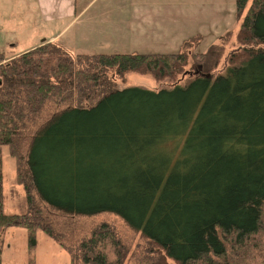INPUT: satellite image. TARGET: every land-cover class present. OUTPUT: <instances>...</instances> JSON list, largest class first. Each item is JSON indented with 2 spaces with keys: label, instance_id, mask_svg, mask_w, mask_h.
I'll list each match as a JSON object with an SVG mask.
<instances>
[{
  "label": "trees",
  "instance_id": "trees-1",
  "mask_svg": "<svg viewBox=\"0 0 264 264\" xmlns=\"http://www.w3.org/2000/svg\"><path fill=\"white\" fill-rule=\"evenodd\" d=\"M235 8L238 47L218 73L230 33L205 53L192 52L200 36L171 54L71 56L58 43L1 53L0 150L27 202L4 213L0 156V231L23 227L32 246L41 229L69 264H123L108 225L69 244L44 206L118 218L158 254L149 264H264V0ZM130 72L186 80L117 89L112 76Z\"/></svg>",
  "mask_w": 264,
  "mask_h": 264
},
{
  "label": "rangeland",
  "instance_id": "rangeland-1",
  "mask_svg": "<svg viewBox=\"0 0 264 264\" xmlns=\"http://www.w3.org/2000/svg\"><path fill=\"white\" fill-rule=\"evenodd\" d=\"M122 3V0H101L95 6L94 12L107 10L116 25L117 16H119L120 13L125 14L123 12L125 5ZM194 3H197V0H192L190 2V4ZM203 3L204 6L201 7H203L204 11H202V13L204 14L201 21L197 20L199 16L195 15L196 12L193 10L197 9L194 7L198 5L185 6L178 4V6H176L178 9L177 13L180 15H177L180 26L178 29L180 33L179 37L182 35H190V37H192L201 34V40L194 46L192 52L205 53L211 46L220 44L225 36L230 33L231 36L224 46L223 58L216 69L218 73L224 69L228 55L238 47L236 34L240 27L241 20L236 18L235 0H204ZM173 7L175 6H166L165 4L159 6L160 10L165 13ZM190 9L193 11L191 12ZM165 13H163V16L166 15ZM181 16H184V19H181ZM164 24L166 25V22H164ZM165 25L161 26L160 24L163 32H166L167 29H165ZM116 32L118 31L114 26V33ZM165 36L166 35H164L162 39L151 37L138 39L135 36H131L128 38L130 41H128V45L125 46L126 49H123L125 47H121L120 52H124V54H131L133 52L139 54L177 53L180 48L177 47L178 43L174 40L169 41ZM186 39H184V41ZM118 50L117 52H119ZM88 52L89 53L85 54H93L95 51ZM99 52H104V50L96 51V53ZM68 54L74 56L73 53ZM76 54H79V52H76ZM191 62L190 60L189 63ZM187 70H189V66H187L186 71ZM181 78L182 75L178 76L176 80H171L169 78L156 80L151 75H142L135 72L125 74L122 79L112 76L113 85L117 89L139 87L151 91L168 89L177 83L182 84L186 80V77H183L182 80ZM0 156L2 161L3 211L5 214H20L22 212V206L26 201V193L23 187L17 184L16 163L14 159L10 157L7 147L1 148ZM39 207H41V205ZM39 210L45 222L50 223L55 232L61 233L65 241L69 244L88 237L93 230L104 223L112 229L121 242L123 255L125 254L123 264H149L150 261L156 262L158 259V254L151 252L150 247L138 234L127 229L124 224L114 216L99 215L92 218H75L57 214L44 206L39 208ZM34 240L35 245L31 246L29 232L23 227L2 229L0 231V264H69L70 256L68 253L41 229L35 231ZM108 258L111 261L115 260V254L112 249L108 250ZM169 264L173 263L169 262Z\"/></svg>",
  "mask_w": 264,
  "mask_h": 264
},
{
  "label": "crops",
  "instance_id": "crops-1",
  "mask_svg": "<svg viewBox=\"0 0 264 264\" xmlns=\"http://www.w3.org/2000/svg\"><path fill=\"white\" fill-rule=\"evenodd\" d=\"M99 1L0 0V54L5 55L4 62L43 43H58L74 55H77L76 52L85 54L88 51H95L93 54H96V51L102 50L104 53L124 54L120 49L128 45L131 36L162 39L166 35L169 41H176L177 47H180L190 35L179 37L176 6L198 5L194 7L197 9H193L195 15L199 16L198 21L202 20L204 14L201 7L204 6V0H197L194 4H190L192 0H122L125 14L117 16L115 25L107 10L94 12ZM162 4L175 7L165 13L159 8ZM193 10L190 9L191 12ZM163 13L166 15L163 16ZM160 24L165 25L166 32H163ZM114 26L118 31L116 33ZM194 36L202 37L201 34Z\"/></svg>",
  "mask_w": 264,
  "mask_h": 264
}]
</instances>
